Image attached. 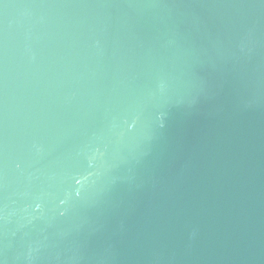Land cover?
Segmentation results:
<instances>
[{
  "label": "water",
  "instance_id": "obj_1",
  "mask_svg": "<svg viewBox=\"0 0 264 264\" xmlns=\"http://www.w3.org/2000/svg\"><path fill=\"white\" fill-rule=\"evenodd\" d=\"M0 264H264V0H0Z\"/></svg>",
  "mask_w": 264,
  "mask_h": 264
}]
</instances>
